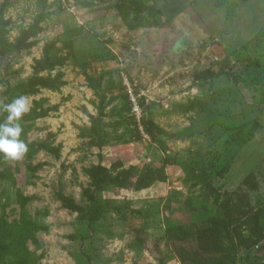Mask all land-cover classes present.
<instances>
[{"label": "rangeland", "instance_id": "374dc122", "mask_svg": "<svg viewBox=\"0 0 264 264\" xmlns=\"http://www.w3.org/2000/svg\"><path fill=\"white\" fill-rule=\"evenodd\" d=\"M9 1L2 14L9 41L39 12L46 15L31 48L0 57V104L8 86L33 74L51 41L59 63L41 74L62 72L65 81L57 90L26 96L30 107L41 98L47 100L44 107H56L37 120H20L28 151L0 161V171L10 168L17 181L0 179V215L4 204L18 206L30 198L25 209L42 227L27 242L37 264H158L157 247L167 264H181L168 236L215 210L212 198L201 195L204 184L191 186L202 174L221 192L238 190L255 208L264 207V28L243 47L179 19L195 0H143L161 9L163 27L138 25L131 16L124 20L122 0ZM232 52L222 73L194 80L206 68L217 70L216 63ZM85 74L100 79L104 103ZM45 139L58 154L39 149ZM99 162L111 176L125 175L130 182L148 166L157 180L140 191L109 183L95 205L110 202L117 209L89 223L64 208L55 193L61 189L88 206L82 195L91 186L85 169ZM249 175L255 190L241 184ZM245 254L250 259L241 260ZM257 256L264 258V241L258 249L240 251L238 263ZM261 259L255 264H264Z\"/></svg>", "mask_w": 264, "mask_h": 264}, {"label": "trees", "instance_id": "16d2710c", "mask_svg": "<svg viewBox=\"0 0 264 264\" xmlns=\"http://www.w3.org/2000/svg\"><path fill=\"white\" fill-rule=\"evenodd\" d=\"M11 1L3 0L0 2V57H4L12 52H20L31 48L35 44V38L42 31L41 23L45 19V13L39 12L33 22L19 31V34L13 41L8 39L7 20H4L2 14L10 5ZM120 13L124 20H128L131 16L136 20L138 25L157 24L160 27L165 25L163 14L160 8L148 4L143 0H122L119 4ZM258 36V35H257ZM256 36V37H257ZM248 43V42H247ZM247 43L242 46L245 47ZM55 41L46 44L43 50V56L35 61L33 66V74L26 80L21 81L15 86L7 87V96L0 104L11 103L15 98L20 96L34 95L41 88L57 90L65 84L62 72L55 75H42L45 69L54 67L59 63V59L52 55ZM230 53L222 60L218 61L219 67L215 70L212 67L206 68L195 74L194 80H207L215 75L222 73L229 63ZM88 86L94 90L96 95L100 96V103H104L105 94L101 93L100 79H96L91 75L85 74ZM236 83L239 79L236 76L232 78ZM47 100L41 98L33 100L30 110L25 113L20 120L23 122H31L39 118L45 117L53 107H44ZM8 113L0 111V120L5 121ZM95 130V127L93 128ZM150 133V129L147 128ZM39 149L49 153L58 154V148L52 147L47 139L41 141L38 145ZM9 160L3 153H0V161L5 163ZM41 164L33 166L36 169ZM91 186L85 187L82 191L90 204L84 206L75 201L74 198L65 195L59 189L55 195L61 202L62 206L71 212H76L81 220L89 223L104 220L112 210L117 209L110 202L97 204V193L102 191L106 185L113 184L123 188H132L140 191L152 186L157 180L152 168L143 166L135 176L134 181L127 180L128 177L115 175L111 176L110 170L101 162L91 164L85 169ZM219 175L223 174V169L219 170ZM251 175L243 179V185L251 190L257 189V183L252 182ZM1 180H9L13 185L17 181L14 173L10 168L6 171H0ZM192 178H189V180ZM191 186H197L201 181L204 184L201 195L212 198L215 204L213 214L200 222H191L185 225H179L176 232L168 236V246L181 264H239L238 253L240 251H250L258 249L264 241V207L255 208L247 194L238 190L223 191L212 184L205 182L202 174ZM205 188L208 189L206 193ZM209 195V196H208ZM212 195V196H211ZM29 197L22 198L18 206L4 204L0 215V262L3 264H37L38 257L29 249L27 242L36 238V233L42 228L36 224L25 209V203ZM18 209V214H16ZM8 212H11L10 214ZM121 218H125L124 212ZM11 214H14L10 218ZM156 246V245H155ZM158 254V264H167V255L156 248ZM241 260L250 259L249 254L242 255ZM261 257L257 256L255 260L246 264H255ZM261 260H264L262 258Z\"/></svg>", "mask_w": 264, "mask_h": 264}, {"label": "crops", "instance_id": "0c3cea01", "mask_svg": "<svg viewBox=\"0 0 264 264\" xmlns=\"http://www.w3.org/2000/svg\"><path fill=\"white\" fill-rule=\"evenodd\" d=\"M180 17L200 33L222 35L244 44L264 28V0H195Z\"/></svg>", "mask_w": 264, "mask_h": 264}, {"label": "clouds", "instance_id": "9594fccd", "mask_svg": "<svg viewBox=\"0 0 264 264\" xmlns=\"http://www.w3.org/2000/svg\"><path fill=\"white\" fill-rule=\"evenodd\" d=\"M29 110L30 103L24 96L0 105V111L8 113L6 121L0 123V153L9 159H19L28 151L26 143L20 138L22 127L19 121Z\"/></svg>", "mask_w": 264, "mask_h": 264}, {"label": "built area", "instance_id": "2783aa9c", "mask_svg": "<svg viewBox=\"0 0 264 264\" xmlns=\"http://www.w3.org/2000/svg\"><path fill=\"white\" fill-rule=\"evenodd\" d=\"M130 98H131V101H133L135 103V105H136V98H134L132 94H131Z\"/></svg>", "mask_w": 264, "mask_h": 264}]
</instances>
